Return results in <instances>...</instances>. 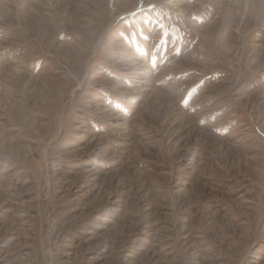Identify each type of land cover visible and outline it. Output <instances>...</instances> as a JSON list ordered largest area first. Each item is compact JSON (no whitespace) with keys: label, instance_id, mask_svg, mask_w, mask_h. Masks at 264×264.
Segmentation results:
<instances>
[{"label":"rangeland","instance_id":"1","mask_svg":"<svg viewBox=\"0 0 264 264\" xmlns=\"http://www.w3.org/2000/svg\"><path fill=\"white\" fill-rule=\"evenodd\" d=\"M170 1L0 0V264H264V13Z\"/></svg>","mask_w":264,"mask_h":264},{"label":"bare ground","instance_id":"2","mask_svg":"<svg viewBox=\"0 0 264 264\" xmlns=\"http://www.w3.org/2000/svg\"><path fill=\"white\" fill-rule=\"evenodd\" d=\"M180 1V0H179ZM179 1L178 0H172V1H170V2H168L167 4L169 5V8H172L173 10H175V11H177V12H179L180 14L181 13H183V11L184 10H182L180 7H179V5H180V3H179ZM240 2H241V4H243L244 5V7H246V8H252L253 6L256 8V10H257V16H263V13H264V0H239ZM165 3V2H164ZM135 6V5H134ZM130 7V6H129ZM253 7V8H254ZM191 9V8H190ZM220 9H221V7H220ZM134 10V9H133ZM190 12H191V10H190ZM189 13V12H188ZM215 22V21H214ZM263 22V21H262ZM261 36V35H260ZM259 35H258V37H260ZM261 46V44H258V45H254L253 46V49H257V48H259ZM137 59H139V58H137ZM137 62V61H136ZM134 64H136V63H134ZM130 66V65H129ZM134 67V66H133ZM130 68V67H129ZM141 68V67H140ZM137 69V68H136ZM131 71V70H130ZM138 72V71H137ZM134 73V72H133ZM140 75H141V73H140ZM147 75V74H146ZM142 76H144V75H142ZM139 77V76H138ZM146 77V76H145ZM142 78V77H141ZM144 78V77H143ZM137 79H139V78H137ZM144 79H146V78H144ZM141 80V79H140ZM143 81V80H142ZM147 81V80H146ZM137 82V81H136ZM139 82V81H138ZM144 83V82H143ZM141 84H142V82H141ZM141 88V87H140ZM143 89V88H142ZM146 89V88H145ZM136 90V89H135ZM142 91V90H141Z\"/></svg>","mask_w":264,"mask_h":264}]
</instances>
